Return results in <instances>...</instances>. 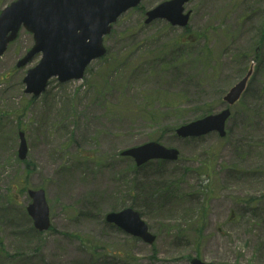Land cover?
Instances as JSON below:
<instances>
[{
  "label": "rangeland",
  "instance_id": "374dc122",
  "mask_svg": "<svg viewBox=\"0 0 264 264\" xmlns=\"http://www.w3.org/2000/svg\"><path fill=\"white\" fill-rule=\"evenodd\" d=\"M15 1L0 0V13ZM165 1L144 0L124 14L105 38L107 55L82 80L54 78L38 98L25 94L23 80L42 55L17 68L32 33L22 29L0 58V264H264V0H192L188 28L147 25V11ZM251 69L226 138L176 135L222 110ZM148 142L178 149L181 160L139 171L121 156ZM164 185L172 188L166 205L150 207L144 191ZM41 188L51 209L45 233L26 211L28 191ZM130 207L157 236L154 245L106 222Z\"/></svg>",
  "mask_w": 264,
  "mask_h": 264
},
{
  "label": "water",
  "instance_id": "95a60500",
  "mask_svg": "<svg viewBox=\"0 0 264 264\" xmlns=\"http://www.w3.org/2000/svg\"><path fill=\"white\" fill-rule=\"evenodd\" d=\"M142 0H17L6 7L0 14V58L9 45L17 40L24 26L33 33L35 45L21 59L17 67H26L32 59L42 53L41 62L28 70L24 79L26 94L39 97L47 88L48 82L58 77L61 83L82 79L88 65L95 59L106 55L104 37L112 31L121 15L137 7ZM191 0H171L160 4L147 13V24L162 19L173 26L187 27L191 12L184 14L185 5ZM253 74L237 83L224 101L234 106L242 97L248 81ZM231 116L230 109L207 116L177 129L180 138H200L210 133L226 136V123ZM19 157L25 160L28 145L24 133H20ZM131 157L140 167L152 160L177 161L180 152L174 148L150 142L131 148L122 153ZM29 195L33 202L28 213L40 232L50 228V207L44 190H31ZM107 222L115 224L132 236L153 244L156 237L149 232L142 221L140 213L127 209L120 213H111ZM192 264H206L200 259H193Z\"/></svg>",
  "mask_w": 264,
  "mask_h": 264
},
{
  "label": "trees",
  "instance_id": "16d2710c",
  "mask_svg": "<svg viewBox=\"0 0 264 264\" xmlns=\"http://www.w3.org/2000/svg\"><path fill=\"white\" fill-rule=\"evenodd\" d=\"M263 36V35H262ZM261 41H263V37H261ZM260 58V57H259ZM210 114H212L211 112H206V113H204V114H202L201 116H200V118L201 117H205V116H207V115H210ZM193 140H196V139H193ZM213 171V170H212ZM206 173H211L210 172V169L206 172ZM208 176H210V175H208ZM172 195V188H171V186H166V187H164V188H162V187H160L158 190H156V192L153 194V196L154 197H157V202H159V201H164V200H167V198H169L170 196ZM181 200V198H177V199H175V201H180ZM174 201V202H175ZM248 204H251V202H248ZM103 264H121L120 262H115V261H106V262H104Z\"/></svg>",
  "mask_w": 264,
  "mask_h": 264
}]
</instances>
